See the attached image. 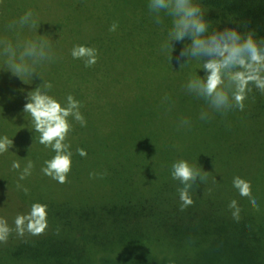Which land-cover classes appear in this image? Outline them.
Instances as JSON below:
<instances>
[{
  "label": "trees",
  "instance_id": "16d2710c",
  "mask_svg": "<svg viewBox=\"0 0 264 264\" xmlns=\"http://www.w3.org/2000/svg\"><path fill=\"white\" fill-rule=\"evenodd\" d=\"M120 2L112 32L102 13L89 10L88 0H0V32L31 9L39 34L52 40L56 59L40 69L53 85L49 94L61 101L72 94L83 105L87 124L73 121L67 139L74 154L71 172L65 183H53L61 190L70 181L88 183L89 168L96 182L110 186L99 198L83 187L59 197L51 190L30 200L17 195L28 211L33 203L47 204L49 226L43 235L0 243V264H264V206L256 211L232 183L236 176L256 178L249 166L253 148L264 146V93L253 88L244 110L227 114L212 112L185 90L169 93L171 49H161L168 22L163 29L153 22L148 0ZM196 2L208 9L205 19L212 27H235L228 23L234 15L264 39V0ZM76 45L98 49L96 64L85 67L74 59ZM182 46L173 52L176 71ZM28 82L0 70V125L12 124L17 137L42 149L32 151L52 158L55 153L39 143L23 112L27 92L43 80L34 75ZM202 111L209 112L208 120L200 119ZM184 119L190 123L182 125ZM96 121L111 123V131H99ZM79 148L87 156L78 155ZM181 159L207 171L205 183L198 177L193 184L194 203L183 211V185L171 176ZM233 199L241 208L239 221L228 207Z\"/></svg>",
  "mask_w": 264,
  "mask_h": 264
},
{
  "label": "clouds",
  "instance_id": "9594fccd",
  "mask_svg": "<svg viewBox=\"0 0 264 264\" xmlns=\"http://www.w3.org/2000/svg\"><path fill=\"white\" fill-rule=\"evenodd\" d=\"M147 7L156 25L163 29L168 22L162 51L171 49L173 53L175 45L182 44L176 57L179 68L183 69L196 61L198 69L204 71V75L196 74L188 78L184 85L187 94L202 99L212 112L227 114L234 109L243 111L245 100L253 88L264 93V39H258L257 31L249 28L247 22L229 15L228 23L235 24V27L214 28L212 22L205 19L208 9L196 0H148ZM40 25L31 9L5 25L3 32H0V70L10 71L25 83L33 81L34 75L43 80L34 90L27 92L25 99L28 102L23 112L30 117V129L39 133V143L55 153L44 162L41 171L57 182L65 183L74 155L67 142L68 135L73 130V121L82 127L86 126L87 121L80 110L83 106L81 101L72 94L63 101L49 94L53 85L44 79L40 69L54 62L56 57L52 40L47 34H39ZM117 27L118 24L114 22L109 31L115 32ZM71 56L83 60L85 67H92L98 60V49L76 45L71 50ZM171 59L173 61V55ZM165 99L169 98L166 96ZM209 118L208 111L201 112V120ZM189 123L187 119L181 121L182 125ZM13 144L12 138L6 135L0 137V154L9 151ZM76 152L80 156H87L83 148ZM33 167L31 160L23 169L20 161L12 163L13 170L19 171V181L30 176ZM96 175L95 172L90 173L91 177ZM171 176L183 185L178 189L183 211L194 203L190 190L198 177L202 183L206 182L207 171L202 173L195 164L181 159L173 163ZM232 183L239 195L248 198L252 207L259 211L257 199L252 195L251 181L236 176ZM17 188L25 194L29 191L19 182ZM228 207L233 210V219L239 221L241 208L238 202L233 199ZM47 209V204L33 203L27 213L15 217L14 226L9 225L6 218L0 217V243H7L13 232L18 238H24L26 234L43 235L49 226Z\"/></svg>",
  "mask_w": 264,
  "mask_h": 264
},
{
  "label": "rangeland",
  "instance_id": "374dc122",
  "mask_svg": "<svg viewBox=\"0 0 264 264\" xmlns=\"http://www.w3.org/2000/svg\"><path fill=\"white\" fill-rule=\"evenodd\" d=\"M83 1V0H82ZM93 1H95L93 5ZM121 0H88V3L92 6L89 10H95L97 13H102L106 23L112 25L114 22L117 23V19L120 18L122 14L123 5H121ZM124 9L129 10L130 4H127ZM206 17V16H205ZM128 22V21H127ZM129 24V22H128ZM190 42V41H187ZM173 55L172 51L169 52V57ZM196 63V64H194ZM193 64V65H192ZM188 65L190 66L189 75L187 74ZM186 65L183 69L175 70V62L167 61L166 73L169 75L167 82V90L169 93L171 91H181L185 90L184 85L186 84L188 78L191 75H204L202 69H198V64L196 61H192ZM98 130L105 133L111 131V123L107 122L97 123ZM15 127L11 125H0V137L8 136L14 141L13 146L9 151L0 154V217L7 219L9 225L14 226V219L17 215L22 213H27L28 210L24 207H21L22 201L19 200L16 196H21L24 200H30L37 196L42 197L48 195L50 190L57 195L67 194L72 195L73 193L79 191V187L87 188L84 190L85 194L90 196L94 195L95 197H100L102 193L109 192L110 186L102 181H97L96 178L90 176V173L93 172L92 169L87 168V177L89 179L88 183L84 182H75L70 181L65 189H62L57 186L56 183H53L51 177L45 175L41 169L45 166V161L51 158H46L43 151L37 152L30 150L34 146L37 149L39 145L36 142H29V140L24 137H17L18 132L14 131ZM31 143V144H29ZM29 144V145H28ZM31 148V149H32ZM264 146H256L253 148L250 160L251 165L250 170L256 178L251 182L253 196L257 199L258 204H261V207L264 206ZM20 161L21 169L27 164L28 160H31L34 164L32 173L25 180L19 181V171L13 170L12 163L13 161ZM156 162V161H155ZM99 170L100 167H97ZM82 174H85L83 171ZM22 184L24 187L29 189L28 193L22 189L17 188V183ZM84 184V185H83ZM56 185L57 187H53ZM83 185V186H82ZM23 204V203H22ZM13 237H16L15 232L12 233ZM1 246V245H0Z\"/></svg>",
  "mask_w": 264,
  "mask_h": 264
}]
</instances>
